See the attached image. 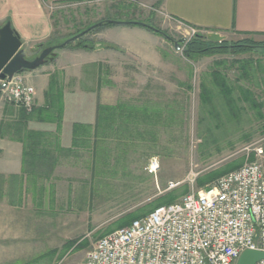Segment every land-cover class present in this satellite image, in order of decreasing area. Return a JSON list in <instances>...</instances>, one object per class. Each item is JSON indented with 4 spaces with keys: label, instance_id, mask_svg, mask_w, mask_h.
Listing matches in <instances>:
<instances>
[{
    "label": "rangeland",
    "instance_id": "1",
    "mask_svg": "<svg viewBox=\"0 0 264 264\" xmlns=\"http://www.w3.org/2000/svg\"><path fill=\"white\" fill-rule=\"evenodd\" d=\"M121 1L118 2L125 8H135L136 19L151 21L173 42L182 39L181 34L158 21L156 6L142 0L138 2L143 6L131 3L132 0ZM114 4H71L61 6L62 10L53 8L49 11L51 14L62 12L59 29L66 32L84 18L85 21L91 18V22L84 26L86 29L106 19L97 16L93 20L86 11L103 17L109 8L110 16L115 17L117 6ZM247 37L258 42L264 40L262 36ZM88 38H84L85 43ZM228 38V41H238L246 36ZM171 40L175 64L182 71L181 78L185 83L183 97L188 99V109L177 114L181 119L148 122V126L137 127L136 132L132 127L127 133L118 125L111 132L109 143L102 145L107 149V158L104 155V158L96 159L94 145L88 151L80 150L77 157L71 159V170L64 172L65 177L69 175L71 178L69 186L63 185L64 178L63 184L56 189L50 187L52 191L49 189L39 194L35 201L30 193H26L20 215L13 214L8 217L7 225H0V264H79L99 238L119 229L124 221L130 220V216H142L152 208L156 209L160 200L171 193L179 202L192 191L193 180L194 190H202L197 180L207 173L220 174L257 160L255 151L264 150V49L236 56L195 55L187 59L180 51L176 54ZM48 47L26 50L28 58L34 60ZM245 60L254 62V69H250L248 77L244 76L241 67ZM217 62L225 64L219 68ZM213 71L223 74L234 92V99L240 98L233 106L228 105L220 90L210 84ZM103 76L106 87H112L108 83L113 76L117 83L113 87L132 91L135 80L122 77V73L114 76L104 71ZM204 82L213 88L212 108L203 102ZM177 83L180 81L176 80L174 85ZM244 91L258 98L255 106L242 99ZM5 96L0 91V97L8 103ZM27 114L28 118L35 117L31 116L32 113ZM154 123V127L150 126ZM153 159L158 160L160 169L150 174L147 168ZM170 182L180 186L166 191ZM186 190L188 192L184 193Z\"/></svg>",
    "mask_w": 264,
    "mask_h": 264
},
{
    "label": "crops",
    "instance_id": "2",
    "mask_svg": "<svg viewBox=\"0 0 264 264\" xmlns=\"http://www.w3.org/2000/svg\"><path fill=\"white\" fill-rule=\"evenodd\" d=\"M118 1L123 2L0 0V29L11 24L27 51L36 47L57 46L86 30L84 26L91 22V18L86 21L84 18L76 26L62 32L59 29L62 12L51 14L50 9L62 10L61 6L71 4L95 6L104 2L106 6L109 3L118 5ZM142 1L156 6L154 10L159 14L158 21L181 35V31L186 29L179 26L180 22L196 28L204 35L218 33L225 40L231 36L264 37V0ZM86 13H90L93 20L97 16L101 19L112 17L109 8L103 17L92 11ZM86 37H89L86 47H80L75 42L69 48L54 52L41 68L21 73L37 91L33 111L35 117L29 119L23 109L4 102L0 97V225H7L8 217L13 214L20 215L26 202V193H30L35 201L39 194L63 184L64 178L66 181L63 185H70L71 178L68 174L65 177V174L71 170L72 157H77L80 150H90L88 146L74 147L75 126L85 129L78 140H85L92 147L98 134V122H104L102 128H106L105 118H99V106L133 111V122H176L181 119L177 116L178 112L188 109V99L183 97L185 83L181 78L182 71L175 64L169 40L145 27L124 25L100 28L94 35ZM104 71L114 76L119 72L122 77L135 80L132 91L113 87L117 84L113 76L108 83L112 87L103 85ZM52 77L59 81L63 95L64 116L60 128L58 123L48 119L49 115H46L47 121L38 119L41 110H51L47 93ZM176 80L180 81L177 86L174 85ZM4 86L5 82L0 80V91L3 92ZM29 131L49 134L52 136L49 145L53 147L56 145L55 138L59 137L64 153L59 157V163L49 180L25 166L24 134ZM112 134L106 135L102 129V142L109 143Z\"/></svg>",
    "mask_w": 264,
    "mask_h": 264
},
{
    "label": "built area",
    "instance_id": "3",
    "mask_svg": "<svg viewBox=\"0 0 264 264\" xmlns=\"http://www.w3.org/2000/svg\"><path fill=\"white\" fill-rule=\"evenodd\" d=\"M179 26L186 29L181 31L185 44L204 35L182 22ZM4 82L6 101L32 113L35 87L21 73ZM255 152L256 161L222 176L209 189L194 190L193 180L192 191L179 202L99 238L79 264H239L247 251L264 253V150ZM147 169L157 173L158 160ZM179 186L170 182L166 191Z\"/></svg>",
    "mask_w": 264,
    "mask_h": 264
},
{
    "label": "trees",
    "instance_id": "4",
    "mask_svg": "<svg viewBox=\"0 0 264 264\" xmlns=\"http://www.w3.org/2000/svg\"><path fill=\"white\" fill-rule=\"evenodd\" d=\"M133 1L134 2H131V3H135L136 5L138 4V0H133ZM116 6H117L116 8L117 14L115 15V17H107L106 19L98 22V23H103L101 27L109 26V24H106V21L108 20L122 22L121 25H124V26H141L139 25V23H144V24H147L149 27L158 29L160 32H156L155 30L149 27H145V26H141V27H145L149 29L150 31L157 33L158 35L166 38L167 40H171V38H169L167 33L163 32L160 28L154 26L151 23V21L150 22L143 21V20L141 21V20L136 19L137 14H136L135 8H132V6L131 8L129 7L125 8L123 4H118ZM124 17L125 19H122ZM101 27H97L96 29H94V31L100 29ZM91 32H93V30ZM91 32H89L86 36H89ZM86 36H84L83 38L79 39L76 42L78 43V46L86 47L87 42L86 43L84 42V38ZM255 49H264V40L261 42H258V41H255L253 38L246 37L238 41L225 40L220 43H214L208 40L207 35H199L192 41L185 44L183 54L185 55L187 59H190L191 57L195 55L204 56V55L231 54V55L236 56V55H242L246 53H252L253 51H255ZM224 64L225 62H217L216 66L220 68ZM241 67H242L244 76L248 77L250 75V71L254 69V62L252 61L249 62L245 60L242 62ZM210 77L212 78V80L210 81V84L214 85V87H217L220 90L221 93L220 92L219 93L224 96L225 101L229 102V104L227 103L228 105L233 106L235 104V101L240 100V98L234 99V92L231 86H229L227 79H225L226 77L223 76V74L217 71H213L210 74ZM201 93H202L203 102L207 103L212 108L214 105L213 88H211V86H209L206 82H204L202 84ZM241 94H242V99L250 101V103L253 104V106L256 105L258 98L255 97L254 94L250 93L249 91H246V92L244 91ZM62 96L63 95L61 93L59 81L56 80L55 77H52L50 85H49L48 93H47V97L49 99V110L50 109L51 110L49 112L41 110L40 114H38L39 121H47L49 119L50 121H55L56 123H58V127L60 128L63 122V116H64V105H63ZM52 110H53V113H52ZM34 114L35 113L32 112L31 116ZM46 115H49L48 119ZM99 115H100L99 118L101 119L105 118L106 128H102V123L104 122H98L99 124V126L97 125L98 134L96 136V140L94 144L95 152H93L96 156V159H102L104 158V155H105V158H107L106 157L107 149L106 147L102 146L104 145V143L102 142L103 139L101 137L102 129H103V132L107 135L108 133L113 132L115 127L117 128L118 125H121V128L123 127L122 129L126 133L130 132L132 127L137 129V127L149 125L148 122H133V111H130V112L119 111L118 107L112 108V107L99 106ZM29 119H31V117H29ZM153 125L155 126L156 123L150 124V126L154 127ZM83 130L85 129L82 126H79V125L75 126L74 147L76 148H80L82 146L89 147V144H88L89 142L87 143V141L85 140H82V141L78 140L81 134H83ZM50 137L52 136H50L49 134L33 132V131L27 132L26 135L24 134L25 147H26L25 166L29 170H33L34 172L37 171L36 172L37 174H43V176H40V177L46 180H49L51 178L54 168L59 163V157L61 156L62 153H64V150L60 147L59 137L57 136L55 138L56 143L54 144L56 145L53 144L54 147L52 145H49L51 141ZM84 137H86L85 134H84ZM237 169H238L237 167L229 168V170L222 172L220 174L219 173L217 174L215 172L207 173L202 178H199L197 180L198 186L199 188H202V189H209L214 184L215 179H219L222 176L229 174ZM187 192L188 191L186 190L184 193H187ZM176 199H177V196H175L174 193L168 194L166 198H164L163 200H160L161 203L159 205L163 206V205H169V204L176 203ZM160 206H157L156 208ZM153 210H155V208L154 209L152 208V210H150L148 213H145V215H142V216H136L133 218L132 216H130L131 217L130 220L124 221L119 229L129 226L134 220H137L139 218H142L148 215Z\"/></svg>",
    "mask_w": 264,
    "mask_h": 264
},
{
    "label": "water",
    "instance_id": "5",
    "mask_svg": "<svg viewBox=\"0 0 264 264\" xmlns=\"http://www.w3.org/2000/svg\"><path fill=\"white\" fill-rule=\"evenodd\" d=\"M106 24L121 25L122 22L108 20L106 21ZM102 25L103 23L95 24L80 34L69 38L60 45L45 48L38 57H36L34 60H30L28 58L27 51L23 48V43L20 36L15 30L12 29L11 24H6L0 29V80L11 81L17 74L23 73L25 71H35L41 68L47 63L48 59L55 51L66 48L69 44L78 41L79 39L86 36L89 32L96 29L97 27H101ZM139 25L149 27L144 23H139ZM152 29L156 32H160L158 29ZM207 38L209 41L214 43L225 41V38L218 33L208 34ZM185 43V38L173 42L175 50L181 51L182 45ZM262 259H264V253L247 251L242 255L239 264H255Z\"/></svg>",
    "mask_w": 264,
    "mask_h": 264
}]
</instances>
